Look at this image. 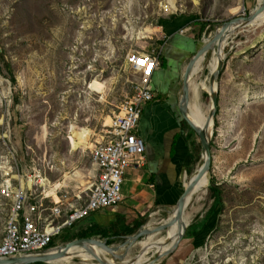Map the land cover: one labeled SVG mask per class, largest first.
I'll list each match as a JSON object with an SVG mask.
<instances>
[{
  "label": "rangeland",
  "instance_id": "374dc122",
  "mask_svg": "<svg viewBox=\"0 0 264 264\" xmlns=\"http://www.w3.org/2000/svg\"><path fill=\"white\" fill-rule=\"evenodd\" d=\"M261 2L0 0V53L16 80L12 84L0 58V184L23 181L31 184L33 196L50 197V183L51 193L69 204H83L96 175L91 149L104 141L111 117L139 78L126 56L158 51L154 35L162 31L160 21H191L198 30L206 28L208 38L218 25L249 14ZM224 48L209 197L188 209L184 241L163 264H264V27L236 30ZM191 57L169 92L177 106ZM210 105L209 94L202 92L203 116ZM182 124L195 142V170L201 162L200 140ZM7 205L0 197V238ZM174 207L150 212L144 224L163 223ZM87 226L86 219L65 230L50 247L79 239L78 232ZM110 240L113 245L124 242L123 237ZM166 243L154 248V256L168 252ZM140 244H134L132 256Z\"/></svg>",
  "mask_w": 264,
  "mask_h": 264
},
{
  "label": "crops",
  "instance_id": "0c3cea01",
  "mask_svg": "<svg viewBox=\"0 0 264 264\" xmlns=\"http://www.w3.org/2000/svg\"><path fill=\"white\" fill-rule=\"evenodd\" d=\"M161 30V33L154 35V40L161 46L157 47V52L152 51L160 62L153 76L156 96L145 105L137 130L146 145L147 162L140 168L128 169L124 202L92 213L86 218L88 226L78 234L85 231L97 234L94 236L98 238L107 235L105 239L108 240L122 238V234L135 228L150 212L175 206L197 172L199 164L194 170L195 142L182 124L179 106L170 100L169 92L173 90L181 65L197 51V43L200 38H204L206 28L198 30L191 21L176 20L163 23ZM182 31L189 32L181 35ZM200 69L201 64L195 77L190 79V95L199 84ZM162 96L166 97L161 99ZM155 223L150 221L146 226L152 227Z\"/></svg>",
  "mask_w": 264,
  "mask_h": 264
},
{
  "label": "built area",
  "instance_id": "2783aa9c",
  "mask_svg": "<svg viewBox=\"0 0 264 264\" xmlns=\"http://www.w3.org/2000/svg\"><path fill=\"white\" fill-rule=\"evenodd\" d=\"M126 64L139 78L131 95L111 117L104 141L91 149L96 175L83 204H69L58 196H33L31 187L20 185V181L16 184L6 179L0 184V197L8 202L0 238L1 259L43 253L53 248L51 244L65 230L94 212L124 202L128 169L140 168L147 162L146 145L137 130L145 105L155 99L153 76L160 62L153 52L130 53Z\"/></svg>",
  "mask_w": 264,
  "mask_h": 264
},
{
  "label": "water",
  "instance_id": "95a60500",
  "mask_svg": "<svg viewBox=\"0 0 264 264\" xmlns=\"http://www.w3.org/2000/svg\"><path fill=\"white\" fill-rule=\"evenodd\" d=\"M264 12V0L259 4L258 7H255L252 11L247 15L237 16L229 21L218 25L216 29L221 26L219 33L214 37L213 42H218L221 44L227 34H230L231 28L236 26H248L249 23L253 22L261 13ZM215 29V31H216ZM205 36L203 38V41ZM202 41V42H203ZM201 43H199L197 51L191 57L189 64L185 70V73L182 78V86H181V98L179 101V112L181 118L195 131L197 134L200 145H201V156L205 157L203 163L190 180L189 186L184 190L179 200L176 203V215L172 220L167 223L160 224L153 229L145 228L146 224H143L136 232L131 235L123 236L124 242L116 245H109L108 239H95L94 237L90 238H79L75 239L71 242H68L62 246L53 247L51 249L46 250L43 253H39L32 256H18L12 258H0V264H53L52 261L62 258L67 255L68 251L73 247H83L84 249L91 251V247L96 245L104 250H106L109 254H111L116 260L123 261L128 256V249L133 246L136 242L143 239L148 235L160 234L163 231H166L170 226H172L175 221L182 219L184 210L186 208V200L189 195H191L199 184L200 180L206 175H209V187L211 186V167H212V136L213 131H210V124H206L204 126H197L191 119L189 114V102H190V76L192 74L193 68L196 65V62L205 55L210 49L211 45L205 46L201 48ZM226 57V56H225ZM225 65V58H221L218 64V68L216 72L210 77V87L213 89L212 92L208 93L211 99V109L209 111V121L212 120V123L215 125V117L219 111V83L222 75V71ZM217 87L214 90V87ZM202 161V160H201ZM185 227L184 231L182 225L180 226L181 235L177 242L174 244L172 249L168 252L159 254L154 258V260L150 264H163L168 258H170L180 247V244L184 241V236L186 234ZM98 260L102 264H109L107 262H103L101 259Z\"/></svg>",
  "mask_w": 264,
  "mask_h": 264
},
{
  "label": "bare ground",
  "instance_id": "6f19581e",
  "mask_svg": "<svg viewBox=\"0 0 264 264\" xmlns=\"http://www.w3.org/2000/svg\"><path fill=\"white\" fill-rule=\"evenodd\" d=\"M262 26L264 27V12L261 13L253 22L249 23L248 26L232 27L230 34L226 35L225 40L221 44L219 43V41L213 42L214 37L219 33L221 26H219L216 29V31L213 34H211L210 37L208 38L206 37L204 41L201 43L200 45L201 48L211 45V49L196 62V66L193 68L192 74L190 76V79L195 77L197 68L201 64L200 77H202V79L199 80L198 86L196 87V89L190 96L189 114H188L190 115V119L197 126H204L206 124H210V131L211 130L214 131V124L212 123V120L209 121V111L210 110L206 111V114L204 116L201 114L202 92L210 93L213 91V89L210 87V77L216 72L220 59L225 58L224 45L226 41L232 35V33L235 32L236 30L257 29ZM206 73H208V76H205ZM216 88L217 87L215 86L214 90ZM210 109H211V105H210ZM204 159L205 157L203 156L202 158L201 156L202 161L199 164L197 172L201 166V163H203ZM23 184L27 185V187L31 186V184H27L23 181H20V185H23ZM40 185H44V184L40 182ZM49 187H50V183H49V186L47 187L48 192L47 191L45 192H47V194L49 195L51 194V196H57L56 192L51 193V190L49 189ZM208 197H209V175L206 174L200 180L194 192L188 196L186 200V208L184 210L182 219L175 221V223L172 226H170L166 231H164L161 236L160 234H153V235H148L144 237L143 239H141V244L138 246L140 248V251L138 252V254L132 256L131 253L135 246L134 245L131 246L128 249L129 254H130L128 259L125 258L123 261H118L111 254H109L106 250L102 248H97V246H92L90 248L91 251H88L84 249L83 247H73L68 251L66 256L56 259L52 261V263L53 264H76L74 258L80 257L78 258L81 260L80 264H102L98 260V258L101 259L103 262H107L109 264H150L156 256L164 253L163 251H159L154 256V248L162 247L165 245L166 242L168 243V244L166 243L168 246L174 238H175L174 240V244H175L181 235L180 226L182 225V228L184 230L185 227H188L189 225L190 215L187 213L188 209L194 204H198V203L201 204L202 202L206 201ZM176 211L177 209L175 206L172 209V214H170L168 218L165 219L164 222L160 224H164L172 220L174 216L176 215ZM157 224L158 223H155L152 225V227L147 226L145 228L153 229L156 226H158ZM111 259H115L116 263L110 262L109 260ZM95 260H97L98 263H95L94 262Z\"/></svg>",
  "mask_w": 264,
  "mask_h": 264
},
{
  "label": "trees",
  "instance_id": "16d2710c",
  "mask_svg": "<svg viewBox=\"0 0 264 264\" xmlns=\"http://www.w3.org/2000/svg\"><path fill=\"white\" fill-rule=\"evenodd\" d=\"M163 21H160L159 22V27H163ZM207 26V25H206ZM0 58L2 59V61H3V63H4V65H5V67H6V70L8 71V73H9V75H10V80H11V82H12V84H15L16 83V80H15V77H14V74H13V70H12V67H11V64L9 63V62H7L6 60H5V55H4V53H3V51L0 53ZM164 63L162 62V65H163ZM186 125L188 126V124L186 123ZM192 130V129H191ZM193 132H194V130H192ZM199 147H200V145H199ZM200 149H201V147H200ZM210 190H211V192L213 193V195H214V199H215V202L217 203V205H219L220 204V206H221V202H222V200H221V198H220V196L218 195V191L216 190V189H214V188H210ZM216 210H215V208L212 210V213L210 214V215H212V214H214V212H215ZM144 224V219L140 222V223H138V225L135 227V228H133V229H129L128 230V232L126 233V234H122L123 236L125 235H130V234H133L135 231H137L142 225ZM208 224V223H207ZM94 235H97V234H94L93 232H81L79 235H77V237H79V238H90V237H92V236H94ZM107 236V235H106ZM105 236V238H108V237H106ZM76 237V238H77ZM108 244L110 245V244H112V242H111V240H108ZM191 251H192V249H191ZM128 255H129V253H128ZM110 262H112V263H116V260L115 259H111L110 260ZM37 264H43V263H37ZM181 264V263H180Z\"/></svg>",
  "mask_w": 264,
  "mask_h": 264
}]
</instances>
